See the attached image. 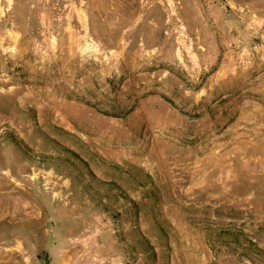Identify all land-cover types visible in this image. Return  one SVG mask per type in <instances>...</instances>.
<instances>
[{"label":"rangeland","instance_id":"1","mask_svg":"<svg viewBox=\"0 0 264 264\" xmlns=\"http://www.w3.org/2000/svg\"><path fill=\"white\" fill-rule=\"evenodd\" d=\"M17 3L0 264H264V0H81L71 41Z\"/></svg>","mask_w":264,"mask_h":264},{"label":"crops","instance_id":"2","mask_svg":"<svg viewBox=\"0 0 264 264\" xmlns=\"http://www.w3.org/2000/svg\"><path fill=\"white\" fill-rule=\"evenodd\" d=\"M17 5V0H0V14L10 13ZM24 7L25 14L41 16L47 31H55L62 24L69 40H74L73 34L81 21V0H24Z\"/></svg>","mask_w":264,"mask_h":264},{"label":"bare ground","instance_id":"3","mask_svg":"<svg viewBox=\"0 0 264 264\" xmlns=\"http://www.w3.org/2000/svg\"><path fill=\"white\" fill-rule=\"evenodd\" d=\"M88 49H90L89 47H86V48H84V50H88ZM107 258V257H106ZM103 260V259H102ZM105 262H108V261H101L99 258H96V259H93L92 260V263L93 264H101V263H105Z\"/></svg>","mask_w":264,"mask_h":264}]
</instances>
